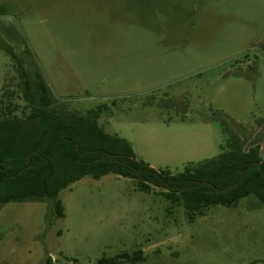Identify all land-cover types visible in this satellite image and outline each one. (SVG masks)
Wrapping results in <instances>:
<instances>
[{
    "label": "rangeland",
    "instance_id": "1",
    "mask_svg": "<svg viewBox=\"0 0 264 264\" xmlns=\"http://www.w3.org/2000/svg\"><path fill=\"white\" fill-rule=\"evenodd\" d=\"M10 51L65 115L103 107L106 133L156 170L264 146V0H0L5 104L20 81ZM59 200L62 219L54 199L0 204V264L122 254L123 264H264V208L252 199L190 223L162 195L108 176L86 177Z\"/></svg>",
    "mask_w": 264,
    "mask_h": 264
},
{
    "label": "trees",
    "instance_id": "2",
    "mask_svg": "<svg viewBox=\"0 0 264 264\" xmlns=\"http://www.w3.org/2000/svg\"><path fill=\"white\" fill-rule=\"evenodd\" d=\"M9 53L20 81L18 92L8 89V103L0 100V204L54 199L55 214L62 219V192L86 177L117 176L134 181L143 193L162 195L172 208L182 207L190 223L205 217L210 207L236 208L244 199L264 208L263 145H241L177 174L156 170L139 161L127 141L106 133L99 124L103 107L86 116L65 115L43 76L38 71L33 76L23 60ZM16 95L22 96L24 106L11 101ZM127 258L122 254L97 264H123L119 261ZM44 264L56 263L48 258Z\"/></svg>",
    "mask_w": 264,
    "mask_h": 264
},
{
    "label": "water",
    "instance_id": "3",
    "mask_svg": "<svg viewBox=\"0 0 264 264\" xmlns=\"http://www.w3.org/2000/svg\"><path fill=\"white\" fill-rule=\"evenodd\" d=\"M233 187H235V186H233Z\"/></svg>",
    "mask_w": 264,
    "mask_h": 264
}]
</instances>
